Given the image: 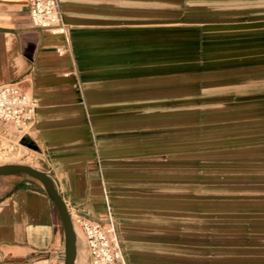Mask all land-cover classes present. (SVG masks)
Listing matches in <instances>:
<instances>
[{
  "label": "crops",
  "instance_id": "0c3cea01",
  "mask_svg": "<svg viewBox=\"0 0 264 264\" xmlns=\"http://www.w3.org/2000/svg\"><path fill=\"white\" fill-rule=\"evenodd\" d=\"M204 1L225 3V19L181 21L190 0H59L67 40L32 24L29 0H0V84L19 82L39 101V169L65 202L114 225L127 264H212L211 232L198 236L190 171L181 187L179 139L164 135L180 123L175 87L181 66L191 64L181 58L180 35L196 24L236 33L239 64L261 68L264 0ZM261 96L254 94L255 124L264 120ZM254 144L264 147V139ZM252 178L254 203L238 210V224L255 243L247 257L264 264V163ZM5 188L0 264H64L62 221L42 185L16 177Z\"/></svg>",
  "mask_w": 264,
  "mask_h": 264
},
{
  "label": "rangeland",
  "instance_id": "374dc122",
  "mask_svg": "<svg viewBox=\"0 0 264 264\" xmlns=\"http://www.w3.org/2000/svg\"><path fill=\"white\" fill-rule=\"evenodd\" d=\"M190 2L182 4L181 21L225 19V3ZM192 27L197 28L180 35L181 58L191 60V64L181 66L180 86L175 87L180 123L165 130V139H179L181 187L188 188L190 171L198 236L204 227L211 232L212 264H260L247 257L254 254L255 243L252 237H243L246 227L238 224L242 216L237 212L252 208L253 166L264 163V147L254 144L264 139V120L255 124L259 118L253 110L254 101L259 100L254 94L264 93V66L239 64L236 33L206 29L200 24ZM169 148L165 146V150ZM40 153L32 130L30 135H23L15 126L0 121V165L23 163L40 168ZM16 177L23 176H0V191ZM79 246L80 264H89L82 240Z\"/></svg>",
  "mask_w": 264,
  "mask_h": 264
},
{
  "label": "built area",
  "instance_id": "2783aa9c",
  "mask_svg": "<svg viewBox=\"0 0 264 264\" xmlns=\"http://www.w3.org/2000/svg\"><path fill=\"white\" fill-rule=\"evenodd\" d=\"M31 22L34 26L67 35L59 0H29ZM66 39L68 40L67 36ZM69 49L58 47L59 54ZM37 97L19 82L0 84V121L15 126L23 135H30L36 122ZM77 234L88 255L89 264H127L122 243L114 225H104L80 212L66 202Z\"/></svg>",
  "mask_w": 264,
  "mask_h": 264
},
{
  "label": "water",
  "instance_id": "95a60500",
  "mask_svg": "<svg viewBox=\"0 0 264 264\" xmlns=\"http://www.w3.org/2000/svg\"><path fill=\"white\" fill-rule=\"evenodd\" d=\"M3 175L23 176L38 180L41 183L44 191L54 203L62 221L65 236L64 264H76L77 234L67 204L52 176L45 170L23 163L0 165V176Z\"/></svg>",
  "mask_w": 264,
  "mask_h": 264
}]
</instances>
